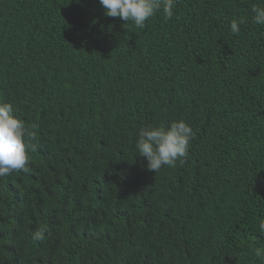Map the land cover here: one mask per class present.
I'll return each mask as SVG.
<instances>
[{"label": "trees", "instance_id": "trees-1", "mask_svg": "<svg viewBox=\"0 0 264 264\" xmlns=\"http://www.w3.org/2000/svg\"><path fill=\"white\" fill-rule=\"evenodd\" d=\"M254 5L177 0L137 29L99 0H0V101L36 134L28 170L0 177V264H264ZM180 118L187 158L149 171L138 131Z\"/></svg>", "mask_w": 264, "mask_h": 264}, {"label": "clouds", "instance_id": "clouds-1", "mask_svg": "<svg viewBox=\"0 0 264 264\" xmlns=\"http://www.w3.org/2000/svg\"><path fill=\"white\" fill-rule=\"evenodd\" d=\"M108 17L131 22L135 28L144 29L146 22L158 13L171 19L175 13L177 0H99ZM255 25L264 26V5H254L251 9ZM245 16L230 20V31L239 34L241 25L247 24ZM196 136L191 124L184 118L142 127L135 139V153L147 160L149 171L159 172L162 167H175L183 163L189 154L191 143ZM36 134L22 118L19 108L9 101H0V177L15 171H27L31 141ZM258 231L264 234V219L258 224ZM36 240L44 239V230L33 233ZM254 255L264 261V248H256Z\"/></svg>", "mask_w": 264, "mask_h": 264}]
</instances>
